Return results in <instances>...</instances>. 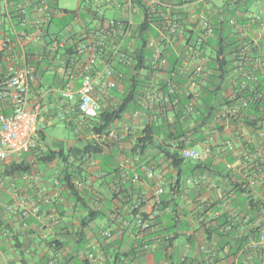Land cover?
I'll return each mask as SVG.
<instances>
[{"label":"crops","instance_id":"crops-1","mask_svg":"<svg viewBox=\"0 0 264 264\" xmlns=\"http://www.w3.org/2000/svg\"><path fill=\"white\" fill-rule=\"evenodd\" d=\"M8 2L13 7L15 1ZM103 2L106 17L125 16L109 0ZM219 7L221 11H212ZM185 8L180 13L187 17V36L162 45L168 64L158 74L159 86L167 91L175 84L170 101L148 104L147 95L156 88L150 48L143 50L145 62L137 69L134 64L116 62V88L109 98L100 99L106 110L134 92L129 109L109 127L118 134L126 132V137L108 140L101 155L86 159L83 174L77 178L85 198L70 197L64 183L62 198L56 197L53 178L58 173L62 180L66 166L58 157L45 162L38 151L33 159L27 154L34 152H26L0 161V264H47L49 260L54 264H105L117 259V254L124 258L123 264H264L259 252L249 247L251 238L264 232V65L255 59L257 63L247 61L238 67L239 32L230 23L235 18L250 24L249 37L257 41V55L264 60V0H194ZM210 10L214 32L200 54L191 57L189 45L196 40L192 18ZM256 14L260 21L253 18ZM36 17L31 9L30 18ZM62 17L49 24L51 31L59 30ZM70 22L82 29L83 22H88L85 11L81 21ZM23 28L15 20L10 22L7 6L0 0V81L10 67L23 64L20 47L16 45L12 55L5 46L14 31ZM30 48L37 50L34 45ZM30 63L35 65V77L28 106L39 109L35 136L41 150L50 147L44 141V127L54 125L55 120L73 128L76 139H57L50 148L82 147L90 139L88 125L77 129L76 114L74 122L61 115L78 99L68 101L61 93L67 81L66 62L33 59ZM196 66L202 71L195 73ZM102 70L100 62L94 72ZM190 77L199 79L198 86H191ZM73 84L79 87L80 79L74 78ZM252 95H258V100L242 108L240 115H224L239 97ZM0 111L11 112L7 100H0ZM211 137L212 150L203 161L181 158L175 167L166 154V149L178 145L203 151ZM25 163L32 165L31 170L19 172ZM149 170L154 178L148 176ZM33 174L39 179L32 178ZM159 186L164 188L161 194L157 193ZM141 199L138 212L158 211L154 228L146 232L133 223L134 204ZM23 200L28 201L24 204ZM33 203L40 204L39 214L33 213ZM10 204L15 211L7 209ZM244 216L250 217L247 224ZM125 222L130 224L119 234ZM88 251L98 257L88 259Z\"/></svg>","mask_w":264,"mask_h":264},{"label":"built area","instance_id":"built-area-1","mask_svg":"<svg viewBox=\"0 0 264 264\" xmlns=\"http://www.w3.org/2000/svg\"><path fill=\"white\" fill-rule=\"evenodd\" d=\"M7 6L8 17L13 24L17 19L23 28L20 31L15 30V36L8 38L5 46L13 55L15 46L20 47L19 57L23 61L21 67H10L5 79L1 82L0 100H7L11 107L10 113L0 111V161H6L12 156L20 153L31 152L37 147H41L36 139V129L39 118V109L30 108L29 87L35 77V65L31 60L41 61L44 59H60L65 63V73L67 81L61 90L62 96L72 101L76 97L77 102L69 106L67 114L62 113L68 121H73L74 115L77 116V129L88 125L91 120L97 119L105 104L100 99L101 96L109 98L111 90L117 85L116 62L137 64L139 62L140 46L143 43L142 27L149 23L151 30L147 31L146 46L152 50L151 64L156 72L154 87L147 95L148 104H154L157 101L166 103L171 100V95L175 92V84H170L167 91L159 86V73L166 69L168 59L164 54L163 42L183 40L187 35L185 33L184 22L187 17L180 13L184 12L186 6L194 0H109L116 9L125 13L123 17H106L104 14V0H77L76 8L60 6V0H20L9 6L8 0H1ZM205 1V0H203ZM31 9L35 11L37 17L30 18ZM65 9H70L74 21H81L82 11L86 13V20L83 22V28L75 29L73 22L61 25L59 30L51 31L49 24L55 18L64 15ZM212 11H221L219 8H212ZM209 12H200L196 14L191 21V28L196 34L194 45H189L190 55L200 54V48L204 45L214 32V22ZM252 18V17H251ZM260 21V15L253 16ZM233 27L239 32V45L236 52V63L238 67L243 68L249 62L261 63L264 60L257 55V41L249 37V23L238 22L235 18L230 20ZM31 28V29H30ZM159 37H158V36ZM36 46L37 50L32 52L30 47ZM60 57V58H59ZM256 59V61H255ZM102 62L104 70L94 72L95 66ZM76 63H79L76 65ZM202 71L201 66H196L194 72ZM202 75V74H201ZM80 79L79 87H74L73 79ZM256 81L257 77H253ZM199 81L190 77V84L194 88L198 86ZM258 95L242 96L238 101L231 104L226 110L225 116H237L241 114V109L247 107L251 102L257 101ZM117 106V105H116ZM194 103L190 104L193 108ZM139 115L138 112H134ZM126 137V132L120 134L115 129H108L105 133H97L93 130L89 133V138L100 142L107 140H122ZM213 137L203 151L193 147L182 146L179 150L181 158L194 161H203L207 159L212 150ZM148 176L155 177L153 171L149 170ZM32 178L39 179L38 175L33 174ZM139 180L138 177L135 181ZM2 177L0 176V185ZM81 187L82 182L76 181ZM55 186V195L62 198V182L60 174L56 173L53 178ZM164 192V188L159 186L157 193ZM23 200L22 203H27ZM143 199L134 204V209H139ZM9 211H15L14 204L6 206ZM34 214H39L41 206L38 203L32 204ZM158 211L148 214L137 212L134 215L133 223L142 232L150 231L154 228L155 219ZM250 221L249 216H244V223ZM130 222H125L118 230L122 233L123 229ZM108 237L112 236L111 231H106ZM264 232L259 231L258 235L252 237L249 247L261 253L264 258ZM98 256L94 251L87 252V258L96 259ZM251 260V256L247 257ZM124 258H121L116 264H123ZM47 264H54L49 260ZM165 264H167L165 262Z\"/></svg>","mask_w":264,"mask_h":264},{"label":"trees","instance_id":"trees-1","mask_svg":"<svg viewBox=\"0 0 264 264\" xmlns=\"http://www.w3.org/2000/svg\"><path fill=\"white\" fill-rule=\"evenodd\" d=\"M8 1H15V3L18 2V0H8ZM69 14L72 16H70ZM63 16L64 17L61 18L62 20L61 25H65V23L66 24L70 23V21L73 19V14L70 9H65ZM69 19L71 20L68 21ZM14 20L15 23L19 24V21L16 18ZM141 29H142L143 43L140 46L139 62L137 64H134V69L141 67L143 62H145V56L143 50L146 48L145 42L147 41V36H148L147 31L151 30V27L147 22L143 25ZM132 80L134 81L135 79L133 78ZM1 82L2 80L0 81V87H1ZM216 86H217L216 88H218V85ZM190 97L193 96L190 95L189 98ZM132 100H134V92H131L127 97H121V102L118 103L117 106L102 111L100 115L97 117V119L91 120V123L88 124V128H89L88 133L91 130L100 134L105 133L114 122L120 120L123 117L124 112H126L129 109ZM182 112L183 111H181V114H183ZM181 114L178 115V120L182 118ZM145 140L146 142L149 140L148 135ZM146 142L144 143L143 148L146 147L147 144ZM107 143L108 140H105L103 142H98L92 139H88L82 147L76 146L70 148L69 150H65L64 148L55 150L49 147L47 148L46 151H43L41 150L40 147H37L31 152H34V154H36L38 151H41L42 156L40 157V160H43L45 162H49L56 157L62 159V161L66 164V166H65V174L61 182L62 184L64 183L65 189L68 191L70 197L78 201L85 198V195L82 193L80 187L76 183V181H78L77 178L80 179V176L83 174L82 165L89 157L101 155L104 150V144L106 145ZM180 147L181 145H178L177 148L173 150L166 149V154L172 160V163L175 167H178L181 162V157L179 155V150H178ZM71 157L74 158V161H70ZM31 167L32 165L30 163H25L24 165L18 168V171L29 172L31 170ZM137 212H138L137 209L133 210V214H136ZM0 222H1V215H0ZM259 256H261L260 259L262 260L263 257L261 253H259ZM116 257L117 259L115 260L117 261L121 259L120 255L118 254ZM115 260L113 262L108 260V262L105 264H116L117 261ZM22 264H27V263L25 261H22Z\"/></svg>","mask_w":264,"mask_h":264},{"label":"rangeland","instance_id":"rangeland-1","mask_svg":"<svg viewBox=\"0 0 264 264\" xmlns=\"http://www.w3.org/2000/svg\"><path fill=\"white\" fill-rule=\"evenodd\" d=\"M216 3L221 2L222 0H212ZM60 6L68 7V8H76L77 0H60ZM46 137L44 139L45 143H47L50 147L54 145V142L57 139H76L75 130L69 126H65L62 122L55 120L54 125L49 127H44ZM35 156L34 153H28L27 158L33 159Z\"/></svg>","mask_w":264,"mask_h":264}]
</instances>
